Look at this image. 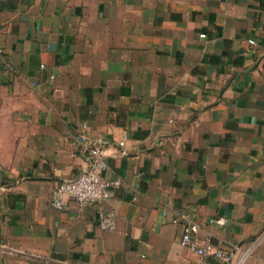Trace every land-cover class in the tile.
Masks as SVG:
<instances>
[{
  "label": "crops",
  "instance_id": "0c3cea01",
  "mask_svg": "<svg viewBox=\"0 0 264 264\" xmlns=\"http://www.w3.org/2000/svg\"><path fill=\"white\" fill-rule=\"evenodd\" d=\"M0 50V264H193L177 209L264 264V0H0ZM78 134L122 185L57 209Z\"/></svg>",
  "mask_w": 264,
  "mask_h": 264
},
{
  "label": "built area",
  "instance_id": "2783aa9c",
  "mask_svg": "<svg viewBox=\"0 0 264 264\" xmlns=\"http://www.w3.org/2000/svg\"><path fill=\"white\" fill-rule=\"evenodd\" d=\"M199 36L205 37V34L201 33ZM249 43L255 44V41L249 39ZM49 79H53V75H50ZM82 128H86V124H83ZM75 139L84 147L88 164L74 178L60 181L53 187L51 204L57 209H61L67 199H73L79 205L108 199L112 196L113 190L122 185L121 179H107L102 175L107 166L105 162L107 151L101 143L86 140L83 134L76 135ZM120 154L125 155L126 151L121 150ZM98 216L102 230L112 231L115 228L113 212L101 211ZM171 222L182 224L183 231L179 245L195 254L196 259L193 264H206L208 256L217 259L219 264H243L245 255L233 262L232 253L213 246L207 239L198 238L199 225L187 212L180 209L175 210ZM209 222L224 225L225 218L215 217Z\"/></svg>",
  "mask_w": 264,
  "mask_h": 264
}]
</instances>
